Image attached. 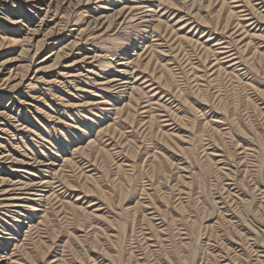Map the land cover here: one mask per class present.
<instances>
[{"label":"rangeland","instance_id":"obj_1","mask_svg":"<svg viewBox=\"0 0 264 264\" xmlns=\"http://www.w3.org/2000/svg\"><path fill=\"white\" fill-rule=\"evenodd\" d=\"M0 69L1 264H264V0H0Z\"/></svg>","mask_w":264,"mask_h":264},{"label":"bare ground","instance_id":"obj_2","mask_svg":"<svg viewBox=\"0 0 264 264\" xmlns=\"http://www.w3.org/2000/svg\"><path fill=\"white\" fill-rule=\"evenodd\" d=\"M51 35H52V34H51ZM224 41H225V40H224ZM124 59H125V58H124ZM121 64L127 65L126 62H123V63H121ZM178 66H179V65H178ZM0 71H1V69H0ZM1 72H2V71H1ZM117 80H118V79H117ZM126 82H127V81H126ZM46 183H47V182H42V184H44V185H45ZM34 185H35V184H34ZM44 185H43V186H44ZM11 204H12V203H11ZM13 205H15V204H13ZM0 257H2V255H1ZM1 263H2V262H0V264H1Z\"/></svg>","mask_w":264,"mask_h":264}]
</instances>
